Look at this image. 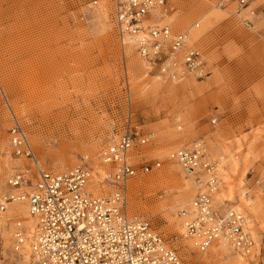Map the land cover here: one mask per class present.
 <instances>
[{"label": "rangeland", "instance_id": "374dc122", "mask_svg": "<svg viewBox=\"0 0 264 264\" xmlns=\"http://www.w3.org/2000/svg\"><path fill=\"white\" fill-rule=\"evenodd\" d=\"M165 1L170 9L155 11L158 17L164 15L165 20L158 22L169 20L179 32L193 27L196 43L205 52L208 75L152 81L160 76L158 68L146 67L137 48L124 44L114 23L113 0H0V196L17 164L8 135L15 119L27 131L44 169L52 171L97 164L101 149L129 128L154 131L156 138L134 154L146 156L139 158L137 167L143 162L160 166L139 171L128 182L151 179L154 185L133 192L127 186L129 210L147 217L184 264H202V253L182 238L179 227L169 228V222L178 223L181 208L163 207L156 200L160 195L172 198L177 180L184 181L176 150L203 139L216 157L211 156L226 166V176L232 175L230 164L238 156L240 168L232 175L235 197L215 206H237L261 244L264 188L256 180H264V19L257 9L256 17H239L235 11L242 13L244 8L236 1L223 6L222 0ZM244 19L253 21L254 28L247 27ZM153 87L158 89L152 91ZM177 106L182 113H176ZM187 135L186 143L175 147ZM85 154L90 163H83ZM105 167L97 164L100 170ZM106 185L105 193L116 189ZM247 189L255 205L261 197L258 214L244 203L242 193ZM194 195L186 198L188 202ZM7 222L11 225V219ZM4 237L8 241V235ZM6 240L0 241V264H14L9 262L10 243L3 246ZM259 252L258 247L256 257L246 256L250 264L264 260ZM225 262L232 260L217 264Z\"/></svg>", "mask_w": 264, "mask_h": 264}, {"label": "built area", "instance_id": "2783aa9c", "mask_svg": "<svg viewBox=\"0 0 264 264\" xmlns=\"http://www.w3.org/2000/svg\"><path fill=\"white\" fill-rule=\"evenodd\" d=\"M158 1L154 4L153 0H118L115 15L120 37L130 36L138 44V51L143 57L153 61L163 74H171L177 65L173 54L187 47L186 38L181 33L173 34L167 26L160 29L143 28L144 16L158 3H164V0ZM236 1L242 6H249L251 2L259 0ZM262 1L260 6L264 13V0ZM246 24L248 27L253 25L251 21ZM140 32H143V36L138 37ZM159 32L165 39L158 38ZM188 49L186 48V52L190 51ZM199 58L197 50L188 52L185 58L187 69L199 70L202 65ZM216 121V118L212 119L213 123ZM14 122L9 129L14 155L16 158L31 159L36 173L40 174L36 183L29 170L21 171L9 180L12 187L25 193L22 197L29 199L32 214L40 215L36 233L30 239V264H181L175 251L165 250L162 254L158 252L162 244L160 234L155 232L149 220L131 219L123 204L126 181L136 174V168L128 162V154L139 150L147 142L146 136L151 138L153 133L149 131L145 134L141 130L129 128L115 146L110 145L103 151L104 162L120 163L118 172L108 176V181L119 189L105 197L88 191L87 186L92 176L88 166H76L66 171L41 169L26 131L18 121ZM202 148V145L194 149L181 148L176 150L174 156L191 173L198 172L199 165L214 170L213 165L202 162ZM145 157L142 155L139 158L144 160ZM155 164L160 166L159 162L153 165ZM153 165L143 162L140 170L148 172ZM214 184L215 180L211 182V188ZM206 192L198 194L194 201L196 214L186 221L189 234L200 240V247L204 249L221 232L234 238L237 249L250 252L254 240L243 229L242 214L233 210L225 215L217 214L212 209L210 195ZM15 198L13 193L8 200ZM0 208L4 210L5 205L0 203ZM15 239L18 243L16 250H19L26 237L18 231ZM262 244L264 245V237Z\"/></svg>", "mask_w": 264, "mask_h": 264}, {"label": "bare ground", "instance_id": "6f19581e", "mask_svg": "<svg viewBox=\"0 0 264 264\" xmlns=\"http://www.w3.org/2000/svg\"><path fill=\"white\" fill-rule=\"evenodd\" d=\"M113 1H114L113 2L114 23H115V26H116L119 34H120V30H119L118 24H117V18L115 15V6H117L118 0H113ZM231 1H236V0H222L221 5L223 6V5H225V3H229ZM153 2L155 4L159 1L153 0ZM236 2L238 3V1H236ZM253 3L258 4V5L256 7H253V5H254ZM262 3H263L262 0L251 2L249 6H242L238 3V6L240 8H244V9H243L242 13H239L238 10H236L235 12L239 15V17H242V15H244L246 17H248V16L251 17V15H253L254 17H256L258 15V14H256V9H257V11H260V18L264 19V13L261 9L262 6H260ZM158 4L159 5L155 6V8L154 7L152 8L151 12L148 15L144 16L143 21H142L143 28L145 30H148L150 27L160 29L164 26H167L173 34L181 33L185 36V38H186L185 39V45L187 47L179 49L177 52H175L173 54V59H175L177 61V65H176L173 73L163 74L161 70H158V73L160 76L156 75L155 77H153L154 79L152 81H157L160 79L161 80L168 79V80L174 81V80H178L180 78L183 79L187 76H195L198 78H202V77L208 75V71L206 69L205 52L196 43L197 41L195 40L193 27L185 30V32H179V31H175V29L169 23H167L169 20H166V24H161L162 22L160 23L158 21H160L162 19L164 21L165 20L163 18L164 15L158 17V15H156L155 11L159 7H161L163 12L166 13L169 11L170 8L166 4L165 0H164V3H158ZM244 12H245V14H243ZM243 21L245 22V25L247 26L246 22L251 21V20L244 19ZM251 22L253 23V21H251ZM196 27H199V24H197ZM249 28H254V25H252V27H249ZM141 36H143V32H140L138 37H141ZM158 38H160L161 40L164 38L160 32L158 33ZM122 39L125 41L124 44L128 45V49H132L133 47L137 48V52L139 54V57L144 62V65L146 67H148V68L152 67L154 62L147 60L145 57H143L139 53L138 44L136 43L135 40H133L130 36L122 37ZM166 42L169 44L168 41H166ZM186 48H189L190 51L186 52ZM193 50H197L199 52V56H200L199 61L202 63L200 69L197 71L188 70L187 66L185 64L186 54L188 52L193 51ZM152 81H149L147 84H145V86L143 88H141L142 89L141 92H145L148 88L147 86ZM172 86H169L167 88V91H169V92L172 91L173 90ZM157 89H158V87H153L151 90L155 91ZM180 108H181V106L180 107L177 106V108H175V110H177L176 113L177 112L182 113V111H181L182 108L181 109ZM15 120L18 121L17 119H15ZM213 124H215V123H213ZM138 128H139V126L135 127V129L139 130ZM24 130H25V128H24ZM150 132L153 133V137L149 138V136H146L147 142L144 143L142 146L147 145L150 141H152L156 138V135H157L156 132H154V131H150ZM124 133L125 132H123L118 137L117 140H115L113 143L103 147L100 151L99 162H101L102 165L106 166L105 167L106 170L98 169L97 164L99 162L97 164L96 163H90V161H89L90 156L88 154L84 155L83 163H87L89 161L88 163H90V165H87V166H88V168H90L89 170L92 173V176H91L89 183H88V186H87V189L90 193H92L94 195H101V196L107 197L119 189L118 186H115L116 189L113 190V192L105 193L109 189L108 185H106V184H111L108 181V176H109V174H116L118 172V168H119L120 163L119 162H108L107 163V162H104L102 159H103V151H105L110 145L115 146L114 144H116L119 141V139L121 138V136ZM8 135H9V146H10L11 154H12V157L15 159V162H17V164L8 173V175L6 177V182H5V186H7V187H6L5 191H3L1 193V196H0V203L5 205L4 210H2L0 208V241L2 240V242H4L3 239L6 240V237H4V236H6V234L8 235V237H9V238L7 237L8 241L6 240L5 245H3V246H6L7 243H10V250H11V259L9 260L10 263L30 264L31 258H32V249L30 246V239H32L36 233L37 225L39 224V221H40V215L39 214H32L29 199L27 197H24V198L22 197L25 193H23V191H19V189L12 187L9 183V180L14 175L20 173L21 171L29 170L33 174L32 177L31 176L30 177L32 178L33 182L36 183L40 174L36 173L34 162L31 159L16 158L15 157L14 151L11 148V144H10L11 135L9 133V130H8ZM26 136H27V139H28L30 145L33 147L27 131H26ZM186 137L187 138L184 139V141H181L180 143H176L175 147L182 146L184 142L186 143V141L189 139L188 138L189 136L187 135ZM201 145L203 146L202 151L204 153V155L201 158L202 162L213 165L214 170H212L211 168H208L206 166L199 165L198 170H197L198 172L191 173V172L187 171L182 166V163L176 158L178 165L180 166V168L182 169V171L185 174V178H183L184 181L182 182V181L177 180L178 186L176 187V190H178V191H174L175 189L172 190V195H173V193H176V195L171 196L172 198L168 199L167 197L160 195L159 198L156 200L157 203L163 205V207H164V205L168 204V205H170V209L175 210V209L181 208V211H180L181 217L179 216L178 223L174 224L172 222L171 223L169 222V225L171 224V226H169V228L171 229L174 226L179 227V229L181 230L182 238L185 240H190L195 245V247L202 253L201 257L199 258L200 259L199 262L202 264H217L218 262H223L228 258H230L232 260L233 264H250V262H248L247 257L248 258H252V256L256 257V254L258 252V247L260 250L259 255L263 256V258H264V253H262V249L264 248V245L262 244V241H261V244L259 245L258 240L255 236V233L251 229L250 221L247 219L248 217L237 206H235V207L232 206L228 209H220V208L218 209L215 206V203L218 201L222 202V201L227 200V201L231 202L233 199L235 188H234V185L232 182V180H233L232 175L238 174V170L240 168L239 161H236L238 156L235 155L233 161H231V164H230V171L232 172V175L226 176L228 174V172L226 171V166L223 165L222 161L219 158H213L212 156L216 157L213 153H211L212 154V156H211L209 149H208V146L203 139H197L192 146H182L179 149L185 148V147L189 148V149H194L196 147H198V148L201 147ZM33 150H34V147H33ZM34 152H35V150H34ZM134 152L135 151L129 152L128 162L134 165V167L136 168V174L133 177H129L128 180L126 181V187H125L126 189L124 190L123 204H125L126 211H127L128 215L131 217V219L141 218V219L149 220L147 217H145L141 214H135L133 212H130L129 206L127 203V186L130 188V191L133 192L136 189L141 188L142 186H144V187L151 186L152 187L154 185V180L152 181L151 179H138V181H136V182H132L130 184L128 183L131 179L135 178L138 175L139 171H142V170H140V167H137V162L139 160V156H138L139 154H134ZM169 153H171V152H169ZM36 158L38 159L37 156H36ZM38 162L40 164L41 169H44V167H43V165L39 159H38ZM79 166H82V165H79ZM166 171L171 172L173 170L171 168H167ZM143 172H145V171H143ZM37 174H38V176H37ZM239 177H241V176H239ZM113 178H115V177H113ZM213 180H215L216 184H214L213 185L214 187L211 188V182ZM189 182L190 183L193 182L194 186L190 185ZM127 183H128V185H127ZM256 184L260 188H262V189L264 188V180L257 179ZM111 185L114 186L113 184H111ZM208 187H209V190H208ZM26 189L29 190V187H27ZM202 192L209 193L210 198H211L212 209L214 211H216L217 214L225 215L230 210H233L234 212L242 214V216L244 217L243 218V229L245 231H248L254 240V244H252L250 247V250H249L250 252L247 253V251L237 249L236 248L237 246L234 242V238L232 236H225L224 234H221V232H219L218 237L215 238L216 240L212 241L211 244L204 249H202L200 247V240L196 239L195 237H193L192 235L189 234V232L186 228V221L194 218V215L196 214V212L194 211V209H195L194 201L196 200L197 195L202 193ZM13 193H15L16 198L14 200H8L9 196L12 195ZM150 193L153 194L154 192L151 191ZM191 193H193V194L195 193V195L191 199V201L188 202V200L186 198L188 196H190ZM258 196H261V195L259 194ZM242 197H244L246 199L244 203L247 206L248 210H250V212H252V213L258 214L259 213L258 208L260 206H262L261 197H259V199H258L259 202H258V204L256 203L257 205L254 204V201L250 200L253 196H252V194H249L248 189H247L246 193L245 192L242 193ZM21 206H25V211H22L20 209ZM145 207L149 209V204H146ZM165 207H167V206H165ZM7 218L11 219V225L7 222ZM4 220L6 222H4ZM209 221H211V220H209ZM215 222H218V220ZM151 225H152V223H151ZM152 228L155 229L153 227V225H152ZM18 231L23 233V236L26 237V240H25V243L23 244V246L22 247L20 246L19 250H16V246L18 245V243H16L15 236H16V233ZM155 232L160 234V237L162 239V244H160L158 252L160 254H162L165 252V250H173L177 253L181 264H184L182 258L178 254V252L168 245V242L162 236V234L160 232H158L156 229H155ZM3 248H5V247H3ZM232 253H234V254L232 255ZM2 254H5V255L7 254L4 249H2ZM198 255L200 256V253ZM1 262L2 261L0 260V263ZM252 262L253 261H251V263ZM232 263L225 262V264H232ZM259 264H264V260H261L259 262Z\"/></svg>", "mask_w": 264, "mask_h": 264}, {"label": "crops", "instance_id": "0c3cea01", "mask_svg": "<svg viewBox=\"0 0 264 264\" xmlns=\"http://www.w3.org/2000/svg\"><path fill=\"white\" fill-rule=\"evenodd\" d=\"M194 36H195V40H196V34L194 33Z\"/></svg>", "mask_w": 264, "mask_h": 264}]
</instances>
